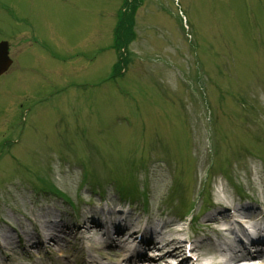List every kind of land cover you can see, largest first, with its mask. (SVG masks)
I'll use <instances>...</instances> for the list:
<instances>
[{
  "label": "rangeland",
  "instance_id": "rangeland-1",
  "mask_svg": "<svg viewBox=\"0 0 264 264\" xmlns=\"http://www.w3.org/2000/svg\"><path fill=\"white\" fill-rule=\"evenodd\" d=\"M124 1L0 0V39L12 57L0 77V240L6 222L40 231V215L59 238L35 247L26 234L14 236L0 262L131 264L100 250L126 244L138 252L151 235L140 232L134 244L126 234L148 219L182 227L186 256L183 239L195 253L205 235L220 239L227 224L206 225L217 200L225 211L264 205V0H138L119 73L112 37ZM116 180L143 193L145 207L117 199ZM90 208L136 226L115 232L106 221L73 241L80 211ZM174 208L193 217L188 226ZM222 234L235 248L250 239Z\"/></svg>",
  "mask_w": 264,
  "mask_h": 264
},
{
  "label": "bare ground",
  "instance_id": "bare-ground-1",
  "mask_svg": "<svg viewBox=\"0 0 264 264\" xmlns=\"http://www.w3.org/2000/svg\"><path fill=\"white\" fill-rule=\"evenodd\" d=\"M223 201V202H222ZM217 200V202H214L211 206L210 212L208 213V219L206 222V225L208 224H217V223H226L228 226L225 228L229 232L233 229V227H238L239 230L242 231V226L240 224L239 219H246L248 221H253L254 225H256L257 229L259 231L264 230V205L262 210H256L254 208H247L246 204H239L236 206H233L232 211H229V208L227 211H225L227 208L222 205H225L227 203L224 200ZM96 209L90 208L85 212L80 211V214L82 215V219L76 224V227L72 229L73 226H70V223L64 226L66 228V233H71L72 229V240L76 241L77 239L81 238L82 236H85L89 234L93 229H101L104 227V224H106L108 221L114 228V231H120L121 229L129 226H136L134 220L135 218L126 219H114L110 220L108 218H102L100 219L98 216H96ZM41 225L40 226V233L42 235V238L40 239L37 237L35 233H27L26 230L22 228V230H18L12 223L6 222L7 225V234L5 235L6 239L0 240V249L11 247L13 244V238L18 234L20 231L21 233L27 234V244L28 246H35L40 247L44 246L45 243L48 245H53L58 243V236L56 234V228L55 226L47 225L46 220H50L51 218L47 215H40L36 218ZM251 221V222H252ZM231 227V225H233ZM174 225V226H173ZM168 227V228H167ZM69 228V229H68ZM166 228V229H164ZM142 230V234L144 232H149L150 239L148 238V241L145 240V238H142L138 244L141 246V249L136 252L132 249V246H126V244H123L122 250L120 249L118 251L111 250L113 247H107L105 246L103 249H101L99 255H102L104 257V254H112L114 257L121 258V260H130L132 261L131 264H147L146 260H151V262H154L157 264L159 260L165 261L167 260V257L169 256H178L181 253V248L179 244V239L177 234H180L182 232L181 227L175 226L173 223H169L168 221H152L147 220L144 225L141 227H138V229H131L126 234V239L132 238L135 239L137 237V230ZM107 231L104 230L99 235V241L104 243L106 245L109 243V239L111 240V237L109 236ZM220 239L217 241H212L207 235L204 237V249L202 251H199L196 253V264H264V259L261 258L260 254L261 252L264 253V248L261 246V244L264 242H259L255 240H251L252 242L248 243L247 246H260L261 249H258L255 251L248 250L245 246L241 245L239 248L233 247V245L226 239V237L222 234V232H219ZM218 235V237H219ZM76 236V237H75ZM114 236H117L116 234ZM119 236H123L119 235ZM238 240V239H237ZM239 241V240H238ZM26 244V245H27ZM209 246V248H206V246ZM225 247H223V245ZM264 246V245H263ZM150 248L151 253L145 254L143 250L145 248ZM191 251H196V245H190ZM211 248L214 250H211ZM27 250V248H26ZM28 254L31 255L30 251H28ZM181 256V255H180ZM142 259L136 261V258ZM206 257V258H205ZM8 260V259H7ZM187 261L188 259L185 257H181L179 262L176 264H183V262ZM0 264H6L4 261H1ZM16 264V263H11ZM100 264V263H98Z\"/></svg>",
  "mask_w": 264,
  "mask_h": 264
},
{
  "label": "water",
  "instance_id": "water-1",
  "mask_svg": "<svg viewBox=\"0 0 264 264\" xmlns=\"http://www.w3.org/2000/svg\"><path fill=\"white\" fill-rule=\"evenodd\" d=\"M5 49H6V42L1 41L0 42V72H2L6 68L9 62V59L5 54Z\"/></svg>",
  "mask_w": 264,
  "mask_h": 264
}]
</instances>
